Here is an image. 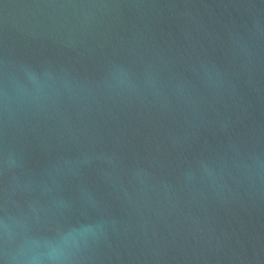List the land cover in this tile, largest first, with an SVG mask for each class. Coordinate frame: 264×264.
<instances>
[{
	"label": "water",
	"instance_id": "obj_1",
	"mask_svg": "<svg viewBox=\"0 0 264 264\" xmlns=\"http://www.w3.org/2000/svg\"><path fill=\"white\" fill-rule=\"evenodd\" d=\"M0 264H264V0H0Z\"/></svg>",
	"mask_w": 264,
	"mask_h": 264
}]
</instances>
